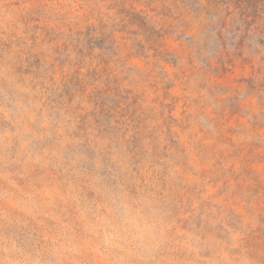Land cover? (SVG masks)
Segmentation results:
<instances>
[{
  "label": "rangeland",
  "instance_id": "obj_1",
  "mask_svg": "<svg viewBox=\"0 0 264 264\" xmlns=\"http://www.w3.org/2000/svg\"><path fill=\"white\" fill-rule=\"evenodd\" d=\"M0 264H264V0H0Z\"/></svg>",
  "mask_w": 264,
  "mask_h": 264
}]
</instances>
